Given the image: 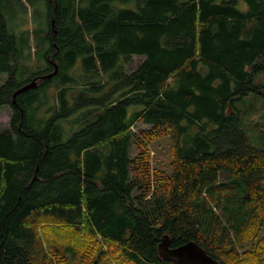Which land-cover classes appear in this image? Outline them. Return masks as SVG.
<instances>
[{
    "label": "trees",
    "instance_id": "16d2710c",
    "mask_svg": "<svg viewBox=\"0 0 264 264\" xmlns=\"http://www.w3.org/2000/svg\"><path fill=\"white\" fill-rule=\"evenodd\" d=\"M6 1L0 264H174L166 234L264 264V0H46L35 66ZM163 136L172 173L152 164Z\"/></svg>",
    "mask_w": 264,
    "mask_h": 264
},
{
    "label": "rangeland",
    "instance_id": "374dc122",
    "mask_svg": "<svg viewBox=\"0 0 264 264\" xmlns=\"http://www.w3.org/2000/svg\"><path fill=\"white\" fill-rule=\"evenodd\" d=\"M5 3L6 5H9L8 10L5 8V13L8 18V24L11 32L17 37H21L25 34L29 36L30 48L27 47V55H31V57L28 63L32 64V66H35L36 57L38 55L36 53L38 37L44 31L46 24V0H8ZM38 56H40V53ZM143 59L144 57L135 55L127 69L136 68L143 61ZM257 81L263 82L264 76L263 79L258 77ZM250 96L253 98L259 97L258 99L261 101H256L257 104L254 106L256 112H254L253 115H250V120L252 122L251 125H255L258 122L259 124L257 129H264V97L254 94ZM239 103L237 104L238 107L241 108L243 112H245V107ZM12 115L13 111L10 106L6 105L0 108V130L8 129ZM139 127L143 126L137 125L135 129L138 130ZM257 132L258 131L253 130L251 127L250 133L257 134ZM150 148L152 164H154V167H160L172 173L173 168L171 165L172 156L170 136H163L156 139L150 144ZM263 231L264 229L262 230L261 235Z\"/></svg>",
    "mask_w": 264,
    "mask_h": 264
},
{
    "label": "water",
    "instance_id": "95a60500",
    "mask_svg": "<svg viewBox=\"0 0 264 264\" xmlns=\"http://www.w3.org/2000/svg\"><path fill=\"white\" fill-rule=\"evenodd\" d=\"M54 64V72L44 75L43 78L52 77L57 73L58 65L55 62ZM37 85L38 83L36 80H33V82L17 90L14 97L29 88H36ZM171 242L170 235L166 234L159 244V254L163 259L170 260L174 264H222L220 260L210 255L207 250L195 240H190L176 247H173Z\"/></svg>",
    "mask_w": 264,
    "mask_h": 264
},
{
    "label": "flooded vegetation",
    "instance_id": "af4514ba",
    "mask_svg": "<svg viewBox=\"0 0 264 264\" xmlns=\"http://www.w3.org/2000/svg\"><path fill=\"white\" fill-rule=\"evenodd\" d=\"M42 76V75H41Z\"/></svg>",
    "mask_w": 264,
    "mask_h": 264
}]
</instances>
